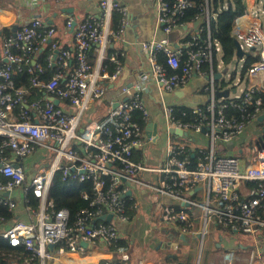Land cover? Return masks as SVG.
Returning a JSON list of instances; mask_svg holds the SVG:
<instances>
[{
  "label": "built area",
  "instance_id": "built-area-1",
  "mask_svg": "<svg viewBox=\"0 0 264 264\" xmlns=\"http://www.w3.org/2000/svg\"><path fill=\"white\" fill-rule=\"evenodd\" d=\"M193 0H157V19L164 34L180 27L186 9ZM103 21L88 16L76 23L73 48L59 49L53 39L55 28L41 19L33 18L20 25L15 34L5 36L0 49V206L13 212L17 201L25 203L31 221H15L1 233L12 247H23L30 253L24 264H50L54 257L69 253L65 264H88L85 258L88 245L107 246L119 238L114 221L128 223V204L136 210L140 202L130 194L135 186H143L155 196V217L158 221L183 222L189 232L195 220H201L197 232L204 240L206 225H217L246 234L264 228V147L253 164L244 163L237 155H226L216 149H200L198 160L191 166L186 149L179 142H169L164 161L152 167L133 159L134 148L144 143V129L149 112L139 94L141 80L133 86L118 89L119 101L98 121L82 123L85 110L105 94L122 69L116 50L109 53L115 71L108 75L101 66L107 46L117 40L129 25L124 6L114 0H100ZM204 24L178 47L167 38L143 41L149 70L142 80L152 79L161 92H173L185 85L193 74L206 78L208 102L193 110L194 123L175 118L172 106L162 104L161 110L168 129L204 132L211 142H229L240 135L246 125L264 108L260 72L264 74V23L258 9L235 18L232 37L254 60L247 67L246 86L232 98H216L212 71V52H220L217 42L209 39V13L204 0L197 5ZM113 12L120 15L116 29L106 23ZM264 12V11H263ZM75 19L68 18L65 28L71 29ZM76 22V21H75ZM103 22V23H102ZM207 32V39L199 34ZM96 45L97 63L89 62V48ZM47 66L52 76L43 80V66L36 60L38 52L47 47ZM166 58V66L157 61V54ZM184 57L183 60L181 58ZM207 65V69L204 66ZM169 69V70H168ZM29 75V87L16 85L13 75ZM235 93V92H234ZM54 99L58 100L56 104ZM232 108L238 116L227 114ZM149 137V138H148ZM150 140L152 136H148ZM37 159L30 163V158ZM60 173L63 181H89L91 190L80 197L88 202L69 225V212L56 209L49 198L54 176ZM149 173L153 183L140 178ZM253 183V186H246ZM204 186L205 198L198 203L186 195ZM37 201L31 205L29 198ZM170 198L201 208L202 214L175 210L163 203ZM111 220L107 221V216ZM0 217V223L4 222ZM66 242V247L56 245ZM51 246L52 248H49ZM248 264H264L249 254Z\"/></svg>",
  "mask_w": 264,
  "mask_h": 264
},
{
  "label": "crops",
  "instance_id": "crops-1",
  "mask_svg": "<svg viewBox=\"0 0 264 264\" xmlns=\"http://www.w3.org/2000/svg\"><path fill=\"white\" fill-rule=\"evenodd\" d=\"M114 1L126 8L129 25L117 40H113L107 46L104 57H108L112 49L116 50L119 54L122 69L116 80L107 85L103 97L85 110L81 122L87 123L101 120L110 109L117 105L119 87L122 85L135 87L134 85L141 80L142 86L139 89V94L146 104L149 117L148 121L142 124L144 143L142 146L134 148V160H141L149 166L156 167L164 161L165 149H167L169 142L173 141L183 144L184 147L191 149L195 153L200 149L213 148L226 155H237L246 164L248 162L250 165L253 164V158L264 147V108L254 120L246 125L240 135L229 142L215 141L212 143L209 135L204 132L186 131L185 136H178L167 132L168 126L162 114V104L172 107L190 108L192 110L205 105L209 100V94L205 90L206 78L193 74L185 85L180 86L173 92H161L152 79H141V75L149 70V66L144 53L140 49V43L167 38L173 47H178L181 43L187 41L190 35L196 33L199 26L204 24L203 15L196 18V20L199 19L198 25H195V20L187 25L182 24L169 34H164L157 19V0ZM204 2L208 10V0H204ZM99 3L100 0H0V49L5 37L2 31L3 28H9L11 32L13 26L19 27L33 18H38L55 28L53 39L57 41L59 49L71 50L73 48V31L65 28V21L73 17L76 23H79L88 16H93L103 21L104 17ZM244 3L246 12H249L257 1L245 0ZM119 19V13L113 12L106 25L111 29H115L118 26ZM244 52L246 55H250V52ZM219 53L221 54V51ZM90 54L96 64L98 61L96 45H92L89 48V57ZM246 55H243L240 60L235 57L237 62L242 61L243 63L236 77L234 71L230 72L229 66H225L222 60L215 59L217 69L215 72L213 71L214 84L215 87L219 85V91L227 90L230 92L231 90L234 93L236 92L234 85H243V88L246 86V74L242 73ZM38 56L37 54L35 57L37 61ZM216 74H220V76H216ZM234 78L235 81H233ZM227 80H229V84ZM261 86L264 87L262 78ZM148 123H151V126L146 129ZM152 125H156V128ZM148 136H152V138L148 140ZM146 149L152 150L149 153ZM36 159L37 155H33L30 158V163ZM139 177L153 183L149 173H141ZM129 195L140 202L139 207L134 210L135 215L133 218H129L128 223H120L116 220L114 223L119 230L120 236L128 240L131 247L137 245L138 249L132 250L129 246V249H119L110 252L101 243H98L99 250L87 249L85 251V253L90 252L85 256L88 264L92 262H95V264H134L136 259H140L138 264H216V258L220 255H223L221 264H226L225 255L236 253L234 250L236 243L241 240L247 241L243 239L245 237L252 238V248L246 252L247 264L249 254L252 251H254L258 262L264 259V252L261 250V248H264V236L258 239V233L252 235L237 230H230L234 231L235 234L229 233L226 228L210 220L207 225L212 231L208 238L205 252L208 256L202 260L200 258L201 248L199 250V245L195 247L196 241L200 238L197 232L201 228V220H195L191 231H183L174 222L158 221L156 219L155 196L148 188L135 186ZM186 198L191 202H201L205 198L204 186H198L195 191L188 193ZM163 203L173 208L178 206L179 210L192 212L197 216L202 214L201 208L182 203L181 201L165 198ZM11 215L13 217L12 220L0 223V236L15 221L29 222L32 219L26 211L25 203L21 200L17 201L16 208L11 212ZM130 223H134L135 226H129ZM179 233L181 235H178ZM134 242L138 243L135 244ZM195 249L196 251L198 250L196 263L193 262ZM164 250H172L174 252L166 251L167 255L162 258V251ZM120 253L129 258L126 263H119ZM70 257L72 256L69 253L59 255L54 257L50 264H65Z\"/></svg>",
  "mask_w": 264,
  "mask_h": 264
},
{
  "label": "trees",
  "instance_id": "trees-1",
  "mask_svg": "<svg viewBox=\"0 0 264 264\" xmlns=\"http://www.w3.org/2000/svg\"><path fill=\"white\" fill-rule=\"evenodd\" d=\"M245 0H208V12H209V39L211 42H217L220 46L221 51V60L225 66L228 65L235 58V47H234V38L232 37V27L235 21V18L246 12V6L244 3ZM257 2L262 1L264 7V0H256ZM201 0H193L192 7L186 9L184 16L182 17V22L184 25H187L191 22H194L199 16V11L197 5ZM116 26V23H115ZM116 29V28H115ZM4 36L11 34L9 28L2 29ZM189 38V37H188ZM199 39L206 40L207 32L206 30L199 34ZM112 49V48H111ZM113 50V49H112ZM111 50V51H112ZM110 51V52H111ZM49 52L48 46L41 49L38 52V62L43 66V73L41 78L43 80H48L52 76L53 68L47 66L45 62V57ZM109 52V53H110ZM216 51L212 52V71L215 72L217 69L216 65ZM120 59V58H119ZM184 57L181 58L183 60ZM254 58L251 55H246L244 66L242 68V73L246 71L247 67L251 64ZM157 61L166 66V58L162 53L157 54ZM89 62L92 66L95 65L94 58L89 57ZM101 66L108 75H111L115 71V65L109 61L108 57H104L101 61ZM207 65L204 66V69H207ZM169 70V69H168ZM16 85L20 87H29V75L25 72L16 73L13 75ZM226 83V82H224ZM223 84V83H222ZM219 89V85H216V90ZM263 104H264V94L262 95ZM175 118L182 119L184 122L194 123L197 115L193 113V110L190 108L184 107H173ZM227 114L238 116L239 112L235 109L228 108ZM137 120L140 124H143V121L137 116ZM186 149V154L190 160L191 166H194L198 160V153H195L191 149ZM253 183H246V186H253ZM91 190V183L89 181L79 182V181H63L61 180V174L57 173L51 183L49 188V198L53 200L54 206L56 209L65 208L69 212V225L73 224V221L76 218V214L80 209L87 207L88 202L80 197V193L83 191ZM31 205H36L37 201L33 198H29L28 201ZM175 210H179L178 206H174ZM129 218H133L135 211L131 209L130 203L127 208ZM0 217L6 220H12L13 217L10 212H8L4 207L0 206ZM175 225L179 228H184L185 224L183 222H175ZM229 233H234L230 231L231 229L226 228ZM192 229H188L191 231ZM258 233L257 238H263L264 228L261 229ZM246 240H251V237H245ZM248 242V241H246ZM129 241L125 238H120L110 245L104 246L106 250L113 252L119 249H129ZM60 246L66 247V242L56 245L55 249H58ZM252 243H236L234 250L238 254H244L251 250ZM30 253L25 251L23 247H12L9 245L8 241L3 239L0 236V264H24V259L29 258ZM140 260V259H139ZM138 259H136L134 264H138ZM103 264V263H100Z\"/></svg>",
  "mask_w": 264,
  "mask_h": 264
},
{
  "label": "rangeland",
  "instance_id": "rangeland-1",
  "mask_svg": "<svg viewBox=\"0 0 264 264\" xmlns=\"http://www.w3.org/2000/svg\"><path fill=\"white\" fill-rule=\"evenodd\" d=\"M257 9H258V14H259V17L261 19V21L264 23V7H263V3L262 1H259L257 2L254 7H253V11L254 12H257ZM216 59L218 60H221V54L219 52L216 53ZM242 61H236V59L234 58L231 62L228 63L227 66H229V70L230 72L234 71V75L235 77L238 76L240 70H241V66H242ZM259 76L262 78V83H264V74L263 72H260L259 73ZM235 81V78L234 80ZM228 84H229V80H227ZM234 85V84H233ZM235 87V93H232V91L230 90L229 92V97L232 98L235 94H239L240 93V90L241 88H243V85H234ZM228 88V87H226ZM150 150L152 149H146L147 152H149ZM150 153V152H149ZM156 223V222H155ZM129 226H132L134 227L135 224L134 223H130ZM212 229L209 227V225H206V232H205V235H204V240L202 241V245H201V238H199V240L196 241V246L199 245V250L201 248V253H200V258L203 260L205 258H207L208 255H206V250H207V241H208V238L210 237V233H211ZM178 235H181L180 233ZM244 237V236H243ZM243 239H246V238H243ZM233 241V239H232ZM248 242H246L245 240H241L240 242L241 243H252V239L251 240H248ZM135 244H137L138 242H134ZM232 243V242H231ZM264 244V243H263ZM130 246V245H129ZM201 246V247H200ZM132 248L133 249H138V246L137 245H133L132 247L130 246V249ZM261 250L264 252V248ZM166 251H169V250H164L162 251V258H164V256H166ZM169 252H174V251H169ZM198 256V250L196 251L195 249V253L193 255V262L196 263V260H197V257ZM223 257V255H220V256H217L216 258V264H221V258ZM225 259H226V264H247V255L246 253L244 254H238L237 252L236 253H232L230 255H225ZM201 260V261H202ZM203 263V262H202ZM90 264H95V262H92Z\"/></svg>",
  "mask_w": 264,
  "mask_h": 264
},
{
  "label": "water",
  "instance_id": "water-1",
  "mask_svg": "<svg viewBox=\"0 0 264 264\" xmlns=\"http://www.w3.org/2000/svg\"><path fill=\"white\" fill-rule=\"evenodd\" d=\"M198 23H199V19L196 20L195 25L196 24L198 25ZM75 24H76V22L74 21L72 24L71 30L74 28ZM17 28L18 27L16 25L12 27L11 32L13 35L15 34ZM234 47H235V57L238 58L239 60L242 59L243 55H246V53L240 48V45L236 40H234ZM216 76H220V74H216ZM228 95H229V91H227V90L226 91L216 90V98L227 97ZM54 102L57 104L58 100L54 99ZM149 126H151V123H148L146 129H149ZM152 126H154L156 128V125H152ZM167 132L170 134L178 135V136H185L186 135V131L177 130V129H168ZM106 220L110 221L111 216L108 215ZM80 246L85 248V249L99 250L98 245H88L86 242H80ZM49 248H52V247L49 246Z\"/></svg>",
  "mask_w": 264,
  "mask_h": 264
},
{
  "label": "bare ground",
  "instance_id": "bare-ground-1",
  "mask_svg": "<svg viewBox=\"0 0 264 264\" xmlns=\"http://www.w3.org/2000/svg\"><path fill=\"white\" fill-rule=\"evenodd\" d=\"M180 233H181V232H180ZM89 253H90V252L85 253L84 256H87ZM120 254H121V253H120ZM128 260H129V258H128L126 255H122V254H121L119 263H126Z\"/></svg>",
  "mask_w": 264,
  "mask_h": 264
}]
</instances>
